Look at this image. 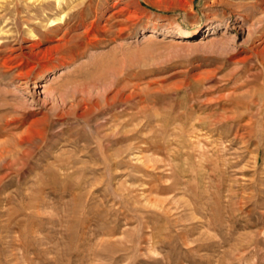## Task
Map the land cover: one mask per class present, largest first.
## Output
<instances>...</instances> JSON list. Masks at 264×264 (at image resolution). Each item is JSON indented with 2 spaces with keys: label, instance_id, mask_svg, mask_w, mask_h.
Returning <instances> with one entry per match:
<instances>
[{
  "label": "rangeland",
  "instance_id": "obj_1",
  "mask_svg": "<svg viewBox=\"0 0 264 264\" xmlns=\"http://www.w3.org/2000/svg\"><path fill=\"white\" fill-rule=\"evenodd\" d=\"M91 1L71 32L94 23L101 41L71 65L21 79L2 57L27 41L0 44L3 117L41 116L63 80L65 107L96 104L54 115L28 157L0 159V264H264V97L250 104L264 96V0ZM0 15L18 35V14Z\"/></svg>",
  "mask_w": 264,
  "mask_h": 264
},
{
  "label": "bare ground",
  "instance_id": "obj_2",
  "mask_svg": "<svg viewBox=\"0 0 264 264\" xmlns=\"http://www.w3.org/2000/svg\"><path fill=\"white\" fill-rule=\"evenodd\" d=\"M13 1L14 0H3L2 3H0V5L3 6L4 9H6L8 11L14 10L18 14L16 17H14V19L16 21L15 22L16 23V31L15 32L18 33V35L13 34L14 28H11L9 26V24H10L9 19L7 17H3L2 15H0V44H3L2 39L7 37V36H14L15 39H16V37H17V39L19 37L22 42L27 41V44L24 46L28 47V50L27 51H21L20 50L19 53H17L16 55H14L12 57H9V59H4L5 57H2L3 62L2 61L1 62L5 66H10L9 63H13L15 61L16 62L15 66L18 69H17V72L14 71L15 72L14 76H16L18 78H21V77H24L26 79L38 78V77L43 76L44 73L51 71L53 68H55L57 66H60V65L64 66L67 64L71 65V63L74 62L77 58L79 59V57L83 54L84 49H88V48L90 49L91 47H95L101 41L99 36L97 35V33L94 32L95 31L94 23H90L89 27H88V25L85 26V29H83L80 32H77V33L71 32L73 29H75L79 25H86V24H84V21H85L84 18L89 12L92 11L94 15L97 13L99 4H98V6H95L94 8H92V1L91 0H24L23 3L26 4L27 6H31L32 8H35L36 10L40 9L39 11L32 12V13H26L24 15H19V13H18V12H20L19 11V4L17 3L16 0L14 1V3H13ZM96 1L98 3L101 2V0H96ZM217 1L223 2V3L228 4V5L231 4L225 0H217ZM182 2H185V0H182ZM12 3H13L12 8H10V7L7 8L6 7L7 5H5V4H12ZM183 5H185V4H183ZM228 5H226V6H228ZM236 6H238L240 8L241 7L245 8L246 4L241 3V4H237ZM236 6H234V7H236ZM262 9L264 12V6L262 7ZM6 13H8V12H6ZM11 13L14 14L13 12H11ZM10 16H8V17L11 18ZM71 20H73L72 23L70 22ZM260 20H262V19L260 18ZM12 21H14V20H12ZM257 26H259V24ZM257 26H255V27H257ZM96 31H98V30H96ZM106 31L107 30L99 31V32L104 33ZM176 32L179 34V36L187 34V32H185L184 29H178ZM152 35H153L152 31L148 33V36L151 37ZM262 37H263V35H262ZM9 39H11V38H9ZM51 41H54V43L49 44V45L42 47V48L40 47L41 43L51 42ZM252 41H254V40H252ZM7 45H9V44H7ZM20 45H21V42H20ZM5 46H6V44L4 45V47ZM258 46H259V44H258ZM16 48H18V47H16ZM252 48L254 49V53L256 55L258 62L261 64V67L264 68V45L260 46V48H258L255 45ZM7 72H9L8 74L10 75V70H6V69L4 71H0V74L2 75V74H5ZM69 72H71V71H69ZM10 76L12 77V75H10ZM35 80H37V79H35ZM67 82L68 81L63 80L62 83H59L60 85H63V86L55 89L56 90L55 92H57V94L53 95L54 97L52 98L53 100L55 99V101H56V99H58L59 101L58 100H57L58 102L54 101L55 104L50 108V110L48 109L49 111L43 112V114L39 117L30 119L29 121H26V114L27 113L24 111L20 112L18 115L17 114L12 115L14 113H11V115L4 116V117L2 115H0V117H3V118H0V159L1 160H4V159L5 160H14V159H19V158L21 160V158L28 157L30 154V150H29L30 148L28 149L27 146H30V145L35 146L38 144L37 141L44 142L45 134L49 128V120L54 119V118H52L54 115L57 118H65L64 116H66V114L73 113L75 115V117H84L86 114H88V112L90 110L92 111V109L95 107L96 104L94 102L92 103L91 101H90L91 106H89V107H88V103L84 102V104H81L83 102V100H87V99H84L83 97L76 99L74 105L71 104V105H69V107L68 106H66L67 108L65 107L66 96H68L66 90L69 87L67 85L68 84ZM70 84H73V83H70ZM263 93H264V91H263ZM45 95H47V94H45ZM263 97L264 96L257 94V96L252 98L250 104H252V105L255 104L257 100H259V99L261 100ZM1 98H2V96H1ZM259 103H261V102L259 101ZM80 105H81L80 110L77 111L76 108ZM14 108H15V106H14ZM246 108L251 109V105L246 106ZM10 112H11V109H10ZM254 113H256V112L254 111ZM29 117H30V115H29ZM111 117L112 118L108 122L109 123L108 127L110 128L111 133L115 134V133L119 132L120 130L123 131L124 127H126L125 126L126 125L125 118L119 119L118 116H114V115ZM68 121L69 120H67V122ZM247 122H249V121H247ZM55 123H56V121H55ZM50 124L55 125V124H52L51 122H50ZM20 126H24V129L22 128L23 130L20 133L15 134L12 132L13 129L18 128ZM120 128H122V129H120ZM15 131L16 130H14V132ZM2 135H5V137L3 136L4 138H1ZM116 135L117 134H115V136ZM123 140H125V135L123 136ZM124 154H125L124 149L122 151L116 150V152L111 153L109 155V157H118V156L121 157ZM125 155H124V157H125ZM121 158H123V157H121ZM64 166H66V165H64ZM67 167H68V164H67ZM60 168L62 169V167H60ZM64 168H66V167H64ZM62 171H64V169Z\"/></svg>",
  "mask_w": 264,
  "mask_h": 264
}]
</instances>
